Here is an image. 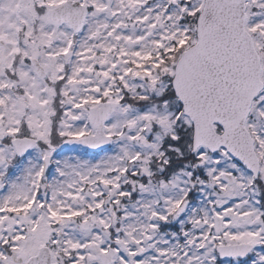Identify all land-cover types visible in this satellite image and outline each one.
<instances>
[{"label":"snow or ice","instance_id":"1","mask_svg":"<svg viewBox=\"0 0 264 264\" xmlns=\"http://www.w3.org/2000/svg\"><path fill=\"white\" fill-rule=\"evenodd\" d=\"M0 264H264V0H0Z\"/></svg>","mask_w":264,"mask_h":264}]
</instances>
